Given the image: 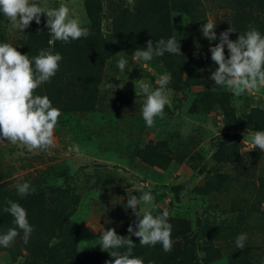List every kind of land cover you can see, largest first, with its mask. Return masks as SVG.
Returning <instances> with one entry per match:
<instances>
[{
  "label": "rangeland",
  "instance_id": "rangeland-1",
  "mask_svg": "<svg viewBox=\"0 0 264 264\" xmlns=\"http://www.w3.org/2000/svg\"><path fill=\"white\" fill-rule=\"evenodd\" d=\"M39 3L68 5L90 34L41 48L62 56L55 76L34 91L60 109L55 147L30 152L0 140V234L16 227L4 211L8 200L26 210L33 228L27 243L17 229L14 242L0 246V264H105L114 258L101 250L99 236L109 228L132 239L133 255L144 264H264V152L243 143L247 131L264 130V89L235 97L210 79L218 67L210 46L222 31L231 28V40L249 26L264 35V0ZM45 21L42 13L39 24L33 20L20 31L0 13V43L31 59L40 50V30L48 32ZM208 21L216 23L213 41L201 32ZM170 37L181 54L134 58L148 40L155 47ZM122 51L124 71L118 68ZM224 51L227 57L226 45ZM165 73L172 77L170 104L147 127L144 97L134 85L144 80L155 88ZM18 180L30 182L35 192L21 198ZM136 187L151 190L153 215L168 210L170 252L160 243L141 246L127 232L129 224L138 230L126 204L139 195ZM241 233L247 239L238 249Z\"/></svg>",
  "mask_w": 264,
  "mask_h": 264
},
{
  "label": "clouds",
  "instance_id": "clouds-1",
  "mask_svg": "<svg viewBox=\"0 0 264 264\" xmlns=\"http://www.w3.org/2000/svg\"><path fill=\"white\" fill-rule=\"evenodd\" d=\"M0 13L11 22L13 28L20 31L29 27L33 20L39 24L41 14H45V25L51 35L49 44H54L57 40L68 43L70 39L77 40L90 34L89 29L82 26L79 17L72 15L70 7L64 3L58 7H48L42 6L39 0H0ZM215 25L216 23L208 21L201 27L203 36L209 41L216 39ZM231 31V28L222 31L219 34V43L210 46L211 59L218 65L211 72L210 79L215 82L214 85L230 90L235 97L259 92L264 89V35L249 26L237 39L231 40ZM225 45L228 50L227 57ZM166 52L181 54L175 37L167 40L161 38L155 47L152 40H148L146 47L134 50V58L147 62L154 57L163 56ZM117 55L120 56L118 68L124 71L127 60L123 51ZM61 60L62 56L51 49H40L38 55L30 59L12 44L0 43V140H7L30 152H50L55 147L54 131L61 116L60 109L54 107L46 95H34V91L55 76ZM171 79V74L165 73L156 80L155 88L144 80L134 85L136 95L144 97L141 114L147 127L154 125L156 117L163 118L164 108L170 104L166 88ZM245 136L247 140L243 139V143L249 145V150L258 148L264 152V130L247 131ZM76 150L79 151L78 148ZM15 187L21 198L35 192L28 181L18 180ZM134 191L139 195H130L126 204L137 218L138 230H134L129 224L127 232L138 237L141 246H155L160 243L165 252H170L173 242L168 210L153 215L154 196L151 190L145 191L143 187H136ZM4 211L14 217L16 227L0 234V246L9 247L19 235L17 229L23 232L24 242L27 243L33 228L27 219L26 210L18 202L8 200ZM246 239L245 233L239 234L235 239L236 247L242 249ZM99 246L114 258L105 261V264H144L142 258L133 255L135 244L132 239L118 235L112 228L104 229L100 233ZM122 248L126 250L119 251Z\"/></svg>",
  "mask_w": 264,
  "mask_h": 264
},
{
  "label": "trees",
  "instance_id": "trees-1",
  "mask_svg": "<svg viewBox=\"0 0 264 264\" xmlns=\"http://www.w3.org/2000/svg\"><path fill=\"white\" fill-rule=\"evenodd\" d=\"M51 39V35L50 33H48L45 29H41L39 32V39H38V45L36 47H38L39 49L41 48H49V40ZM45 43L44 45H42V43ZM59 44L57 41L54 42V44H51L50 48H58Z\"/></svg>",
  "mask_w": 264,
  "mask_h": 264
}]
</instances>
